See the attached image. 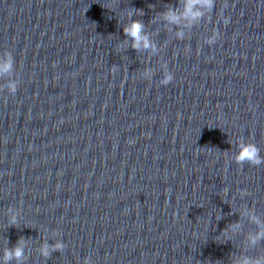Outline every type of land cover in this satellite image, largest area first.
<instances>
[{
  "label": "water",
  "instance_id": "obj_1",
  "mask_svg": "<svg viewBox=\"0 0 264 264\" xmlns=\"http://www.w3.org/2000/svg\"><path fill=\"white\" fill-rule=\"evenodd\" d=\"M184 4L0 0V264L264 258V0Z\"/></svg>",
  "mask_w": 264,
  "mask_h": 264
},
{
  "label": "clouds",
  "instance_id": "obj_2",
  "mask_svg": "<svg viewBox=\"0 0 264 264\" xmlns=\"http://www.w3.org/2000/svg\"><path fill=\"white\" fill-rule=\"evenodd\" d=\"M215 2L216 0H185L184 10L179 16L172 9H169L164 16L170 23H178L181 18L190 22H195L204 16V12L201 11V9L211 11L215 7ZM223 23L227 25L229 23V19L224 17ZM143 28L144 25L139 21H134L131 25L124 28V35L132 39V48L134 50H140L141 47L145 49L152 47L148 37L143 34ZM215 42L216 38L214 35L213 38L209 40V44H214ZM10 67L11 62L9 61L5 65L0 66V71H7ZM172 79L173 77L171 75H167L163 83L167 85L172 81ZM10 91L13 93L16 91L15 85H10ZM235 160L238 164L248 162L253 165H259L264 163L259 156L258 148L252 144L241 145L240 152L236 155ZM260 239H264V232L258 233L257 236L253 237L250 242L255 245ZM56 247L59 248L61 246L57 245ZM43 254L45 256L48 255L47 251H44ZM13 255L19 259L23 255V250L18 247L14 252L6 253V257L8 259H11ZM242 264H264V258L251 259L246 257Z\"/></svg>",
  "mask_w": 264,
  "mask_h": 264
}]
</instances>
